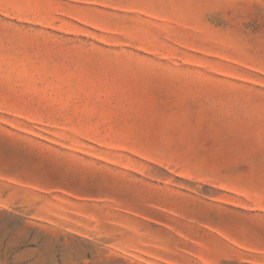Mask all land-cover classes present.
<instances>
[{
	"label": "rangeland",
	"instance_id": "1",
	"mask_svg": "<svg viewBox=\"0 0 264 264\" xmlns=\"http://www.w3.org/2000/svg\"><path fill=\"white\" fill-rule=\"evenodd\" d=\"M0 264H264V0H0Z\"/></svg>",
	"mask_w": 264,
	"mask_h": 264
}]
</instances>
